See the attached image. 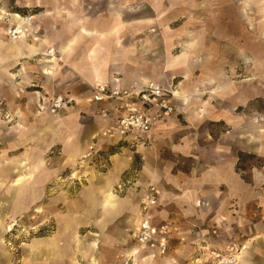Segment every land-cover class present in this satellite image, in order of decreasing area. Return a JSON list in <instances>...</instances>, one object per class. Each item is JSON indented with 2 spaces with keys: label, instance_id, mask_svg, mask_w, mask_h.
Here are the masks:
<instances>
[{
  "label": "rangeland",
  "instance_id": "374dc122",
  "mask_svg": "<svg viewBox=\"0 0 264 264\" xmlns=\"http://www.w3.org/2000/svg\"><path fill=\"white\" fill-rule=\"evenodd\" d=\"M103 2L109 3L107 7L110 6L111 11L125 8L122 17L132 18L134 23L142 19L144 24L136 25L135 35L149 41L153 50L159 52L156 63L159 69L165 64L172 70L181 69L175 73L168 71L169 82L163 79L162 83L173 91L185 90V96L176 101L178 110L172 115L173 127L153 141L126 143L110 136L106 133L109 122L102 116L105 103L87 101L91 85L74 79L68 64L61 63L53 47L35 55L13 57L8 54L10 45L25 50L29 45L34 46L33 41L43 34L41 26L50 24L53 18L31 20L32 8H17L12 0H0V105L13 95L16 101L10 102L24 103L30 110V122L25 129L30 136L32 187L30 208L13 226L7 225L8 230L2 237L5 247L31 253L39 249L40 239L53 237L59 231L70 233L71 222L75 221L81 223L80 236L90 231L97 239L98 235L93 234L97 230L87 218L97 213L93 208L87 211L86 201L94 196L98 203L102 200L104 208L102 188L109 180H112L115 195L131 199L130 206L116 222L124 229H132L133 210L141 199L143 201L146 189L153 186L140 183L143 176L138 172L146 154L157 158L151 162L163 169L181 170L186 178H194L191 177L194 173L196 178L204 179L209 183L207 186L217 189L218 200L237 201L239 206H244L243 216L246 211H254L252 217L242 219L234 228L237 232L262 230L264 0H100L96 8H102ZM14 12L24 19L23 26L29 28L17 38L7 31L19 25L13 24ZM27 17H30L29 22L25 21ZM36 23L41 26L37 27ZM49 49L52 52H47ZM47 75L51 78L47 79ZM12 83L20 84L14 87ZM41 84L50 95L68 91L81 100L74 98V107L65 113L38 114L36 90L42 89ZM26 91L31 95L26 96ZM0 119L4 120L0 123V134L8 144L6 149L14 150L20 157L17 162L22 168L21 147L10 149L11 141L20 137L16 134L17 129L22 130L19 118L11 117L5 122L8 115L2 110ZM11 124L16 125L14 133ZM2 147L0 143V151ZM116 156L123 164L115 176ZM227 219L223 236L229 238L227 230H231L235 222L229 216ZM101 242L102 239L97 240ZM139 245L129 235L121 244L128 252ZM227 246L220 253L232 249L238 255L247 247L246 241ZM200 251H193L188 264L201 262L198 260ZM166 254L167 251L160 256ZM134 256L137 261L129 255L125 264L151 263L150 255ZM79 261L87 264L86 258ZM91 261L90 264H97L94 258Z\"/></svg>",
  "mask_w": 264,
  "mask_h": 264
},
{
  "label": "crops",
  "instance_id": "0c3cea01",
  "mask_svg": "<svg viewBox=\"0 0 264 264\" xmlns=\"http://www.w3.org/2000/svg\"><path fill=\"white\" fill-rule=\"evenodd\" d=\"M97 1L12 0L14 7L33 9L29 14L31 20L53 18V22L46 26L36 23L37 27H42L43 34L33 41L36 42L35 45H29L27 50L21 46L10 45L8 54L13 57L35 55L53 47L55 53L59 54L61 63L68 64L74 79L87 86L96 84L124 86L133 81L139 83L153 81L162 84L163 79L167 80L166 83L169 82L168 71L175 73L181 70L180 68L172 70L167 64L163 69H159L156 64L159 60V52L153 50L149 41L145 42L143 38L135 35L138 32L135 29L136 25L144 24L141 18L138 23H134L132 18L122 17L125 8L111 11L108 8L110 6L107 7L109 3L105 2L102 3V8H96ZM14 14L13 24L23 25L24 19L18 13L14 12ZM130 36L134 37L135 41ZM50 78L47 75V79ZM19 84L11 85L15 87ZM40 87L42 89L36 90L39 94L36 96L37 101L50 96L49 90L44 88L43 84ZM26 93V96L31 95L30 92L26 91ZM184 93L183 88L175 91L177 96L174 101V113L178 110L176 101L185 96ZM64 95L71 97L72 101L69 107L60 113L68 112L74 107L72 102L75 99L81 100L76 98L73 92L65 91ZM10 97L12 99L0 105V111L5 110L8 115L5 122H9L11 117H18V123L22 125V130L17 129L16 133L20 135L19 139L11 141L13 144L10 149L21 147L23 166L20 168V163L17 162L20 157H17L14 150L7 151L8 144L4 141L5 137L0 134V143L3 146L0 151V264H81L79 259L82 257L86 258L87 264L92 262L91 258H94L97 264H125L129 255L135 257L133 261L136 260L135 254H142L143 258L150 255L152 257L150 264H188V259L196 249L202 250L201 259H198L201 260L199 264H210V261H213V252H222L230 243L238 244L243 241H246L247 247L235 264H264V228L258 232L245 230L241 233L234 229L243 222L242 219L252 217L254 211L250 213L246 211L243 216L244 206H239L237 201L218 200L217 189L207 186L209 183L204 179L196 178L197 175L194 173L191 174L194 178H186V174L181 170L173 172L163 169L159 164L154 165L151 162L157 158L154 159L147 154L142 157V169L138 172L143 176L140 183L155 186V199L147 211L154 229L159 225H166L164 233L156 230L149 243L135 246L129 252L128 249L124 251L121 244L126 242L128 235L135 239L139 222L143 217L142 199L137 209L133 210L134 224L132 229H129L131 230L129 233L128 228H122L116 219L123 216L131 204V199L129 196L122 198L115 195L111 188L112 180H109L102 188L104 208L102 200L98 203L94 196L86 201L87 211L93 208L97 213V216L94 214L87 217L97 230L93 233L98 235L97 239L90 235V231L84 237L80 236L78 229L81 223L75 221L71 222L70 233L59 231L53 237L40 239L42 244L39 249L32 250L31 253L24 249L15 252L6 248L2 237L8 230L7 225L13 226L16 220L30 208L32 189L30 136L25 129L30 122V110L24 103L10 102L16 101L13 95ZM87 101L95 103L90 100V96ZM98 103L104 104V102L95 104ZM104 105L102 116L109 122L106 133L126 143L153 141L173 127L171 124L174 113L163 118L144 138L124 139L114 130V114L107 109V103ZM3 122L4 120L0 119V123ZM10 128L14 133L16 125L11 124ZM115 162L116 176L123 161L116 156ZM246 206L249 208L247 204ZM228 216L235 222L233 227L229 226L231 230H227L230 232L229 238L223 236ZM99 239L103 240L100 244L97 243ZM162 239H165L168 249L164 256H160L159 253ZM92 243H97L98 246L97 244L93 246Z\"/></svg>",
  "mask_w": 264,
  "mask_h": 264
},
{
  "label": "built area",
  "instance_id": "2783aa9c",
  "mask_svg": "<svg viewBox=\"0 0 264 264\" xmlns=\"http://www.w3.org/2000/svg\"><path fill=\"white\" fill-rule=\"evenodd\" d=\"M30 17L25 18L29 22ZM11 37L17 38L29 31L27 26L14 25L8 28ZM50 50V49H49ZM176 95L172 89L158 82L139 83L133 81L128 85L96 84L90 86V100L108 104L107 109L114 114V130L124 138L145 137L149 135L157 124L175 111ZM71 97L64 94L46 96L36 102V111L39 114L55 115L66 110ZM155 187L149 186L144 194L143 217L139 222L135 239L139 244L152 241L155 231H166V225H159L157 229L151 224L148 216V207L154 202ZM167 251L165 239L161 240L159 253ZM215 264H235L237 254L234 250L226 253L213 252Z\"/></svg>",
  "mask_w": 264,
  "mask_h": 264
},
{
  "label": "bare ground",
  "instance_id": "6f19581e",
  "mask_svg": "<svg viewBox=\"0 0 264 264\" xmlns=\"http://www.w3.org/2000/svg\"><path fill=\"white\" fill-rule=\"evenodd\" d=\"M18 26H20V24H19ZM22 36H23V35H22ZM50 51L52 52V49L49 50V52H50ZM174 93H175V91H174ZM175 95H176V94H175ZM242 252H243V249H242V251L237 255L238 258H240V255H241Z\"/></svg>",
  "mask_w": 264,
  "mask_h": 264
}]
</instances>
